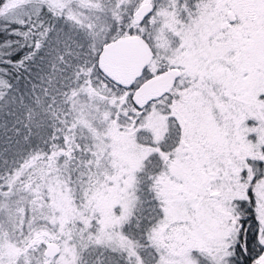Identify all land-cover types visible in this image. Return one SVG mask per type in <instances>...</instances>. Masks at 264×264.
Segmentation results:
<instances>
[{
	"label": "snow or ice",
	"instance_id": "obj_1",
	"mask_svg": "<svg viewBox=\"0 0 264 264\" xmlns=\"http://www.w3.org/2000/svg\"><path fill=\"white\" fill-rule=\"evenodd\" d=\"M0 264H264V0H0Z\"/></svg>",
	"mask_w": 264,
	"mask_h": 264
}]
</instances>
